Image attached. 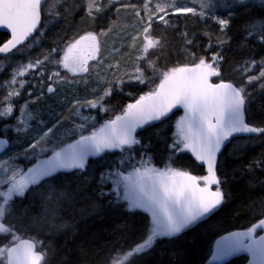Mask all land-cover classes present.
I'll return each instance as SVG.
<instances>
[{
  "label": "trees",
  "instance_id": "1",
  "mask_svg": "<svg viewBox=\"0 0 264 264\" xmlns=\"http://www.w3.org/2000/svg\"><path fill=\"white\" fill-rule=\"evenodd\" d=\"M122 1H111L109 4L102 0L99 11L94 7L95 2L92 8L94 15H89L87 0H47L42 11V26L30 41H37L31 55L45 57L57 48L60 51L53 55L58 59L62 47L89 32L101 37L103 52L105 45L109 47L110 31L114 33L113 37L116 36L113 41L117 51L120 46L123 49L130 47L132 41L125 42L118 37L123 16L127 12L126 8L117 9V4L129 2ZM173 13L165 16L168 24L159 20L151 24L146 36L153 41L152 47L141 55L130 54L124 57L121 54L122 66L119 65L106 81L114 83L121 79L124 83L116 85L112 95L105 100L104 107L108 111L83 109L85 116L96 117L95 120H88L84 134H88L93 124L98 127L108 119L122 114L124 106L159 83V75L152 71L149 62L157 69L167 70L184 64L191 65L198 62L201 56L210 59L215 53L222 57L221 76L213 77V81L223 79L236 86H243L247 123L254 127H264V78L252 83L247 81L248 76L259 75V62L264 61V42H261L264 40V23H260L264 21V7L247 5L236 8L228 18L226 28L216 24L208 15L202 18L198 14ZM6 39L7 35L0 32V45ZM188 40L192 44H187ZM5 57H0V62ZM18 59L24 61L26 56H19ZM252 61L257 62L255 67H252ZM137 64L153 83L128 82ZM249 68L250 71L245 70ZM96 69L98 64L87 74V84L64 89L59 87L54 93L45 90L41 94L33 87V84L39 82V77L33 79L31 84L26 82L19 97H12L13 107L21 108L22 104L34 99V110L40 116L39 125L33 124L24 134L17 135L14 126L19 111L13 112L10 119L0 121V125L13 126V130L6 133L11 147L3 155L14 152L15 162L25 169L40 156L50 155L51 149L58 142L69 143L78 139L80 104L86 99H95L96 94H102V90L108 86L105 83L103 89L92 94V75ZM12 70L13 67L0 68V103L4 108L7 107ZM56 70L64 73V70L56 66L50 69ZM31 75L26 76V81ZM180 114V111L175 112L170 118L144 129L137 136L142 139V145L149 146L148 155L153 160L152 166L163 168L172 162V166L177 169L197 176L206 175L203 164L190 152L173 153L170 150L175 122ZM48 124L55 129L44 143L45 148L50 146L49 151L41 154L39 147L32 149L36 141L30 142V139L35 130H41L43 125L46 127ZM136 152L138 159L139 146ZM121 158L122 154L118 151L108 152L102 158L90 159L83 174L79 170L61 172L52 180L30 187L23 198L12 200L0 222L20 239L35 241L37 250L44 254L43 264H117L119 256L127 255L143 241L151 226L149 217L142 211H128L126 202H117L114 195L100 194L101 189L97 183L99 173L115 166ZM119 167L131 171L128 164H120ZM216 172L224 193V201L218 209L206 220L178 236L158 239L150 251L130 256L125 264H209L211 246L217 237L236 229L248 228L264 217V133L233 139L220 154ZM53 184L57 192L53 193L52 199H47ZM106 187L110 189L112 185ZM60 190L67 194L64 198H59ZM12 240L13 235L0 234V246L13 244ZM244 262L245 257L240 256L226 264ZM0 264H6L4 257H0Z\"/></svg>",
  "mask_w": 264,
  "mask_h": 264
},
{
  "label": "snow or ice",
  "instance_id": "2",
  "mask_svg": "<svg viewBox=\"0 0 264 264\" xmlns=\"http://www.w3.org/2000/svg\"><path fill=\"white\" fill-rule=\"evenodd\" d=\"M94 3L95 0H89L87 5L89 15ZM244 3L245 0H236V4ZM41 6L42 0H0V29L10 31V39L0 46V53H10L13 49L19 51L17 46L23 45L33 37L41 23ZM158 12H163L164 15H158L157 19L165 25L168 24V20L165 19L168 15L167 11L160 7ZM183 13L205 15L203 11L197 13L192 7H174L173 14ZM139 15L140 13L137 12V16ZM153 22L152 17L147 19V26L143 28L146 35ZM217 22L222 28L228 26V21L225 19H218ZM187 44H192V41L188 40ZM152 46L153 41L147 39L145 50ZM99 50L96 34L89 32L69 42L58 59L53 54L60 50L54 48L43 60L37 58L24 64L11 81V84L18 83L19 89H13L8 93L6 108L0 103V121L10 119L13 112L19 111L22 117L26 118L18 121L15 126V130L19 131L26 130V123L34 118L22 108L13 107L12 97H19L20 90L26 85L25 80L18 81L16 77H25L32 71L33 75L27 83L31 84L33 79L39 77V82L33 84V87H36L41 94L45 90L47 93H54L66 80L62 79L60 71H50L47 65H56L73 76L88 73L89 62L97 61ZM221 59L220 54L215 53L210 59L201 56L198 62L191 65L184 64L167 70L157 69L149 62L152 71L159 75V83L140 95L133 103L124 106L122 114L116 115L114 119H108L98 127L93 124L88 134H84L88 120H95L96 117L85 116L83 109L108 111L104 107L105 100L112 95L116 85L124 83L121 79H117L114 83L106 81L108 86L102 90V94L97 93L95 99H86L80 104L79 138L69 143L58 142L47 158L27 168L26 172H14L9 178L11 187L6 193L0 192V201H2L0 220L12 200L23 198L30 187L39 186L45 180H52L61 172L79 170L83 174L89 158H102L105 153L113 151L120 152L122 158L115 166H110L99 173L97 183L101 189V196L114 195L117 202H126L128 211L142 210L151 217V226L143 241L123 256V259L117 258V264H125L130 256L150 251L158 239L178 236L210 215L224 201V193L220 187L221 180L216 173L218 153L234 134L264 133V127L250 126L245 122L246 95L243 86H236L223 79L212 82L213 77L221 76ZM251 63L252 67H255L257 62ZM259 63L261 65L259 75L248 76V83L264 78V61ZM108 67L111 69L114 66ZM35 69L39 71L34 72ZM133 81L139 84L153 83L145 77L144 70L139 64L135 66V72L129 75L128 82ZM174 109H182L183 115L175 122V134L170 150L173 153L190 152L197 161L206 165V175L197 176L189 171L177 169L172 166V162L163 168L152 166L153 160L148 155L149 146L142 145V139L137 136L138 131L143 130L144 127L168 118ZM11 130L13 126L0 125V153L11 147L6 135ZM51 133H53L52 128L44 131L32 145V149L39 147L41 151L47 152L44 143ZM138 146L140 153L137 159ZM120 164H128L131 171L120 168ZM17 175L21 176L19 180L16 179ZM109 184L112 185L110 189L106 187ZM56 192L57 189L53 184L48 191L47 199H52L53 193ZM66 195L63 190L58 193L59 198H64ZM257 229L264 230V219L259 220L246 231H236L221 237L216 241L212 260L225 261L248 253L252 257L250 264H264V235L257 237L255 235ZM0 234L13 235L12 243L15 246H0V257H4L7 264H41L42 255L34 250L35 241L20 239L2 222H0Z\"/></svg>",
  "mask_w": 264,
  "mask_h": 264
},
{
  "label": "rangeland",
  "instance_id": "3",
  "mask_svg": "<svg viewBox=\"0 0 264 264\" xmlns=\"http://www.w3.org/2000/svg\"><path fill=\"white\" fill-rule=\"evenodd\" d=\"M89 1V0H87ZM109 4H111V1L113 2H124L122 0H106ZM129 1L128 3L124 4H117V9L118 8H126L127 15L123 16V22H122V27L120 28V32L118 33V37L120 39H123L125 42L132 41V44L130 47L123 49L122 46H120L119 50L117 51L114 46V41L113 39H116V36H112L114 33L110 31V42H109V47L107 45L104 46L105 51L103 52L102 49V44H101V37L96 34L97 36V42L99 46V52L97 54V61H90V70L92 68H96V65L98 64V69L95 70V73L92 75V81H93V91L92 94L97 92L100 89L104 88V85L106 83V80L110 76L113 75V72L117 71V68H119V65L122 66L123 60H122V55L126 57L127 55L130 54H135V55H141L143 51H145V45H146V40L149 39L146 34L143 31V28L147 26V19L149 17H152L153 20H158L157 16L158 15H164L163 12H158V8L163 7L167 13L174 12V7L176 6H182V7H192L196 10L197 13L203 11L205 13L204 16H201L202 18H205L207 15L212 18V20L221 26L217 20L218 19H225L228 20L233 14L236 8L240 6H252V7H264V0H245V3L243 5L236 4V0H203V7H201L202 0H127ZM95 5L94 7L97 9L102 8L100 3L102 0H95ZM235 5V6H233ZM132 12V13H130ZM137 12L140 13L139 16H137ZM93 15V11L91 12ZM199 15V14H198ZM113 26L110 28L112 29ZM79 39V38H78ZM37 41L35 40L34 42L28 43L26 46L22 47L19 49V51H16L9 56L5 57L1 62H0V68H5V67H13V70L11 74L13 75L10 79V84L8 85L10 87V92L13 89H19V84H11V81L13 77L15 76V73L17 70L22 67L24 64H27L29 61H34L37 58L43 60L44 57H37L31 55V50L35 48ZM64 49V47H62ZM129 51L131 53H129ZM63 54V51L61 53V56ZM122 54V55H121ZM19 56H26V59L24 61H19L18 57ZM105 56V58H104ZM110 56V57H108ZM117 56L118 59H114V57ZM114 59V60H113ZM121 63V64H120ZM109 65H113V68H109ZM49 70L51 68H55L56 65H47ZM57 67V66H56ZM58 68V67H57ZM62 69V68H61ZM62 69L61 71H63ZM89 70V71H90ZM39 69H35L34 72H38ZM30 73L33 72L30 71ZM30 73L26 74L25 77H16V79L23 80L28 76ZM89 73V72H88ZM88 73H81L73 76L71 73H67L64 70V73H61L62 79H65L66 82L62 83L58 86L64 89V88H69V86L73 87L74 85L81 84V86L85 85L88 83V80L86 78ZM26 81V79H25ZM27 82V81H26ZM23 90V89H22ZM34 99H31L24 104H22L21 108L23 109L24 112L29 113L31 116L34 118L28 121L25 125L26 130H15V126L18 124V121L21 119H26L22 117L21 113L19 112V115L17 117V124L14 126V133L17 135H22L26 131H28L33 124H38L39 125V120L40 116L37 115L36 111L34 110ZM179 119V117H178ZM48 128H52L53 130L55 129L52 125L48 124L46 127L43 125V128L41 130H35V133L33 134L32 138L30 139V142L37 141L42 133L46 131ZM50 135V134H49ZM48 135V137H49ZM47 137V138H48ZM50 148V146H49ZM48 148V151H49ZM16 150V146L14 148ZM47 151V152H48ZM14 153V152H13ZM13 153L11 154H5L0 156V192L6 193L7 189L11 187V182H10V177L13 175L14 172H26L27 168L35 166L40 160L47 158V156H40L35 162H33L32 165H30L27 168H23L22 165L17 164L13 157ZM41 154H43V151H40ZM29 156V155H25ZM29 160V159H27ZM21 178L20 175L16 176V179L19 180ZM123 256L121 255L118 258L123 259Z\"/></svg>",
  "mask_w": 264,
  "mask_h": 264
},
{
  "label": "water",
  "instance_id": "4",
  "mask_svg": "<svg viewBox=\"0 0 264 264\" xmlns=\"http://www.w3.org/2000/svg\"><path fill=\"white\" fill-rule=\"evenodd\" d=\"M46 1H47V0H42V6H41V23H40V25H38V30H37V32L39 31V29H40V27H41V25H42V23H43L42 10H43V7H44V4L46 3ZM0 32H3V33H5V34L8 36L7 40L10 39V31L5 30V29H0ZM37 32L33 34V37L37 34ZM33 37H30L29 40H27V41L24 42V44H26L27 42H29ZM7 40H5L4 42H6ZM4 42H3V43H4ZM3 43H2V44H3ZM2 44H1L0 46H2ZM24 44H23V45H24ZM19 46H21V45H18L17 48H18ZM13 50H15V49H13ZM13 50H12V51H13ZM6 54H8V53H0V57L5 56ZM212 82L215 83L213 80H212ZM217 82H219V81H217ZM226 82H228V81H226ZM132 103H133V102H132ZM177 111H180V112H181V116L183 115V110H182V109H174L173 112H172L171 114H169L168 118H170V117H171L175 112H177ZM168 118H166V119H168ZM244 118H245V122L247 123L246 115H245V111H244ZM166 119H164V120H166ZM158 123H160V122H155L153 125L158 124ZM153 125H152V126H153ZM250 126H251V125H250ZM148 127H150V126H146V127H144L143 130L146 129V128H148ZM143 130H141V131H143ZM141 131H138V133L141 132ZM138 133H137V134H138ZM252 134H253V133H237V134H234V135L229 139V141L226 142L225 146L222 147L221 152L218 153V155H217V161H216V168H217L218 158H219L220 154L223 152V150L225 149V147H226V146H227V145H228L233 139L238 138V137H246V136H250V135H252ZM73 142H74V141H73ZM2 153H3V152H2ZM2 153H0V155H1ZM90 159H94V158H89V160H90ZM203 166H204L205 171H206V165L203 164ZM216 173H217V172H216ZM206 174H207V173H206ZM213 190H215V186H213ZM217 209H218V208H217ZM217 209H216V210H217ZM216 210H215V211H216ZM140 211H142V210H140ZM215 211H214V212H215ZM142 212H143V211H142ZM214 212H212L210 215H208V216L202 218L199 222L195 223L193 226L187 228V229L184 230L183 232H185V231H187V230L193 228L195 225H197V224L200 223L201 221L206 220V219H207L208 217H210ZM143 213H145V212H143ZM145 214L149 217V219H150V221H151V217H150V215L147 214V213H145ZM261 219H264V217L261 218ZM261 219H260V220H261ZM258 222H259V220H258L257 222H255L254 224H252L250 227L254 226V225L257 224ZM250 227L245 228V229H236V230H233V231H230V232L224 233V234L220 235L219 237H217V238L214 240V242H213V244H212V246H211V252H210V255H209V258H208V263H209V264H226V263L230 262L231 260H233V259H235V258H237V257L244 256V257H245V262H244L243 264H250V262L252 261V257H251V255L248 254V253L240 254V255H238V256H236V257H233V258H231V259H229V260H225V261H213V260H212V256H213V253H214V251H215V247H216V241H218L219 239H221V237H223V236H225V235H228V234H230V233H232V232H236V231H246V230H248ZM183 232H181V233H183ZM255 235H256L257 237H258L259 235H264V230H262V229H257ZM21 239H29V238H21ZM30 240H32V239H30ZM17 242H18V241H17ZM11 246H15V244L13 243ZM34 250H35V252H36L37 254H41V255H42L41 264H43L44 259H45L44 254H43L42 252L38 251V250H37V247H35ZM6 264H7V261H6Z\"/></svg>",
  "mask_w": 264,
  "mask_h": 264
},
{
  "label": "flooded vegetation",
  "instance_id": "5",
  "mask_svg": "<svg viewBox=\"0 0 264 264\" xmlns=\"http://www.w3.org/2000/svg\"><path fill=\"white\" fill-rule=\"evenodd\" d=\"M8 38V37H7ZM7 40V39H6ZM27 44H25V45H22V46H20V47H18V49H20V48H22V47H24V46H26ZM17 50L15 49L14 51H12V53H14V52H16Z\"/></svg>",
  "mask_w": 264,
  "mask_h": 264
}]
</instances>
